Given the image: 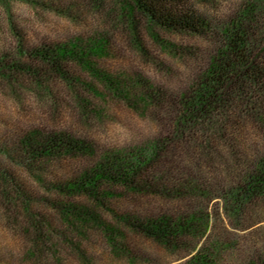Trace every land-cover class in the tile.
Here are the masks:
<instances>
[{"label": "trees", "instance_id": "16d2710c", "mask_svg": "<svg viewBox=\"0 0 264 264\" xmlns=\"http://www.w3.org/2000/svg\"><path fill=\"white\" fill-rule=\"evenodd\" d=\"M15 1L35 12L36 7H60L67 16H72L69 10L79 3L0 0L5 14L4 22L0 18V92L4 98L21 102L29 94L57 106L52 86L58 80L68 87L88 122H103L105 113L96 103L97 99L105 102L109 97L140 112L156 108L161 122V115H168L158 138L142 146L121 148L98 144L91 134L70 128L22 126L0 119L2 209H21L29 216L28 224L38 232L44 228L52 231V217L33 211L34 203L41 208L44 205L58 214L61 225L81 236H86L84 229L92 224L100 228L112 249L119 252L124 251L118 243L123 233L102 221L96 210L106 209L116 222L172 248L186 234L202 236L209 229L210 219L200 204L176 218L158 214L145 219L137 212L117 213L109 201L114 198L135 200L151 194L201 202L208 200L212 191H219L227 216L235 220L248 206L264 199V147L248 165L238 151L247 127L264 137V0H242L217 17L202 11L200 0H120L118 18L142 54L146 50L138 39L141 25L212 43L210 55L190 86L171 100L140 74L115 76L100 68L96 59L104 58L108 50L103 35L63 41L35 36L32 40L21 17L13 14ZM153 42L176 57L193 58V47L171 44L155 33ZM81 72L90 76L92 82L83 78ZM189 143L209 156H214L223 144L234 153L242 170L228 184L214 183V188L209 187L198 171L173 164L177 148ZM67 160L81 165L60 177L62 164ZM81 198L84 202H78ZM46 241L40 238V243ZM214 251L213 255L202 248L186 264H215L213 257L219 253ZM30 256H34L33 250ZM250 264L260 261L252 260Z\"/></svg>", "mask_w": 264, "mask_h": 264}, {"label": "rangeland", "instance_id": "374dc122", "mask_svg": "<svg viewBox=\"0 0 264 264\" xmlns=\"http://www.w3.org/2000/svg\"><path fill=\"white\" fill-rule=\"evenodd\" d=\"M70 1L72 0H66L67 3ZM74 1L79 3L69 10V15L72 16H67L60 7H36L35 12L19 1H15L12 8L13 14L21 17V22L26 24L32 40L35 36L63 41L103 35L107 40L108 50L104 58L96 59L100 68L108 69L115 76L140 74L151 87L160 88L170 100L190 86L197 70L206 62L212 50V43L202 38L161 31L158 28L148 29L141 25L138 27V39L146 50L142 54L135 47L130 31L118 18L120 0ZM241 1L200 0V6L202 11L217 17ZM0 13L4 22L2 15L5 14L1 8ZM154 33L171 44L183 43L193 47V58H183L180 55L176 57L171 52L163 51L153 42ZM2 37L0 31V38ZM81 76L92 82L85 73L81 72ZM52 88L57 98V106L51 102L49 105L48 102L35 99L29 94L21 102H14L4 98L3 92H0V119L18 122L22 126L37 124L70 128L76 132L91 134L98 144L117 148L142 146L158 138L163 121L167 119L168 114L165 117L161 115L163 123L159 121L156 108L149 107L148 110L140 112L109 97L104 99L105 102L98 99L95 102L103 108V122H88L81 115L67 86L57 80L53 82ZM170 107L172 110L173 107ZM241 139L238 151L243 155L245 165H248L262 153L264 137L247 127ZM222 145L217 147L214 156L196 151L192 143L185 147L181 145L175 152L177 158L173 164L181 169L198 171L209 187L214 188V183L223 186L242 169L233 158L234 153L232 155L230 149ZM67 161L62 164L63 168L61 167L58 174L60 177L81 165L75 160ZM109 201L115 212H137L145 219L158 214L171 215L174 218L185 216L200 204L205 206L204 212L209 216V229L202 236L186 234L179 237L177 246L172 248L116 222L106 209L96 210L102 221L110 223L123 233V237L118 238V243L123 246L124 251L116 252L104 238L100 228L92 224L84 229L86 236H81L66 225H61L58 214L52 208L44 205L41 208L33 204V211L47 213L52 217L54 225L52 231L44 228L38 232L34 226L28 224L30 221L26 212L0 207V264H186L202 248L213 255L214 250H218V257H213L215 264H250L252 260L264 264V199L248 206L236 220L227 216L219 191H212L209 199L201 202L190 198H161L151 194L147 198H114ZM78 202H84V199H78ZM40 238L46 244L40 243ZM32 250L34 256L31 257ZM256 253L263 257H256Z\"/></svg>", "mask_w": 264, "mask_h": 264}]
</instances>
